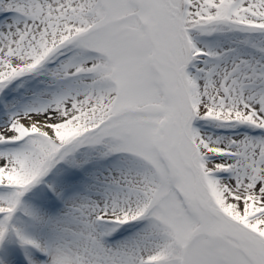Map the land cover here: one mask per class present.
Wrapping results in <instances>:
<instances>
[{
    "label": "snow or ice",
    "instance_id": "snow-or-ice-1",
    "mask_svg": "<svg viewBox=\"0 0 264 264\" xmlns=\"http://www.w3.org/2000/svg\"><path fill=\"white\" fill-rule=\"evenodd\" d=\"M0 264H264V0H0Z\"/></svg>",
    "mask_w": 264,
    "mask_h": 264
}]
</instances>
